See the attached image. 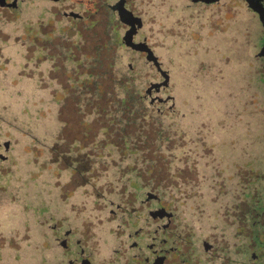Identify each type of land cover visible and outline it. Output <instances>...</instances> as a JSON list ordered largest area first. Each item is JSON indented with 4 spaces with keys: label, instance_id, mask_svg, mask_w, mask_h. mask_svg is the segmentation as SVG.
Instances as JSON below:
<instances>
[{
    "label": "rangeland",
    "instance_id": "374dc122",
    "mask_svg": "<svg viewBox=\"0 0 264 264\" xmlns=\"http://www.w3.org/2000/svg\"><path fill=\"white\" fill-rule=\"evenodd\" d=\"M153 1L143 3L144 32L169 73L161 96L173 100L164 106L147 108L139 99L161 77L144 54L103 46L111 32L63 28L43 37L18 24L1 33V126L14 145L0 164V264H57L42 225L47 202L90 220L101 196L120 198L125 178L154 188L174 184L168 195L186 193L218 210L238 183L224 167L223 144L241 136L245 146L254 125L263 155L251 16L205 15L191 25L197 17L169 13L161 28L153 24Z\"/></svg>",
    "mask_w": 264,
    "mask_h": 264
},
{
    "label": "flooded vegetation",
    "instance_id": "af4514ba",
    "mask_svg": "<svg viewBox=\"0 0 264 264\" xmlns=\"http://www.w3.org/2000/svg\"><path fill=\"white\" fill-rule=\"evenodd\" d=\"M145 2L0 0V41L5 29H14L18 24H26L33 35L41 32L43 37L63 28L75 34L103 31L111 32L103 46L121 47L124 52L128 49L145 58V52L125 42L126 32L131 29L134 43L152 47L144 32L148 9ZM153 5L157 9L153 24L161 28L165 24L163 16L169 13L197 17L191 18V25L199 16L209 15L220 21L227 13L250 15V62L259 74L264 94V0H154ZM145 62L155 67L146 58ZM128 67L129 72L132 63ZM166 88L150 92L146 88L139 99L148 108L164 106L173 100L171 95L161 96ZM2 121L0 115V164L10 158L14 145ZM252 126L244 135L245 146H241V136H234L222 146L224 167L236 172L238 183L231 187L232 199L218 210H209L204 199L186 198V193L168 195V186L173 189L174 184L159 183L154 188L149 183L130 184L125 178L120 198L101 196L100 203L91 209L90 220L61 214L47 202L40 211L42 225L48 244L55 242L57 264H264V153L258 154L259 136Z\"/></svg>",
    "mask_w": 264,
    "mask_h": 264
},
{
    "label": "water",
    "instance_id": "95a60500",
    "mask_svg": "<svg viewBox=\"0 0 264 264\" xmlns=\"http://www.w3.org/2000/svg\"><path fill=\"white\" fill-rule=\"evenodd\" d=\"M134 33V30H128L126 32L125 36V42L127 45H130L132 49L140 51V52H145V58L146 61L151 62L156 69L160 72L162 76V80L160 82H152L149 84V86L146 89V92H150L153 88L158 91L160 87H167L169 84V73L167 70L162 69L161 67V62L158 60L157 56L154 54L151 48H149L145 43H134L132 41V35Z\"/></svg>",
    "mask_w": 264,
    "mask_h": 264
},
{
    "label": "trees",
    "instance_id": "16d2710c",
    "mask_svg": "<svg viewBox=\"0 0 264 264\" xmlns=\"http://www.w3.org/2000/svg\"><path fill=\"white\" fill-rule=\"evenodd\" d=\"M147 108L149 107L147 104H146Z\"/></svg>",
    "mask_w": 264,
    "mask_h": 264
}]
</instances>
